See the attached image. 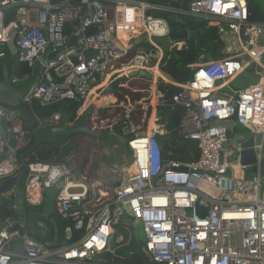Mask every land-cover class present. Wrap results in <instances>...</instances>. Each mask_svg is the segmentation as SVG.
Segmentation results:
<instances>
[{
    "label": "built area",
    "instance_id": "1",
    "mask_svg": "<svg viewBox=\"0 0 264 264\" xmlns=\"http://www.w3.org/2000/svg\"><path fill=\"white\" fill-rule=\"evenodd\" d=\"M248 3L188 0L178 11L131 0H66L60 6L0 0V60L15 34L14 59L31 72L40 68L21 103L80 102L78 111L88 110L87 127L106 134L118 129L129 138L130 152L120 166H101L93 177L76 152L60 164L20 159L32 131L15 109L0 104V182L25 172L20 201L30 208H43L45 192L62 182L54 207L65 222L64 244L56 246L7 220L0 226V264H94L111 243L126 245L124 234L155 264H264V178H246L240 161L250 135L257 162L264 158V23L249 21ZM10 10L14 19L6 23ZM158 12L178 14V24L202 19L217 28L224 45L221 59L204 63L202 55L191 65V79L176 85L171 98L172 107L184 110L176 133L198 146L197 160L188 164L165 160L155 140L171 137L161 64L167 51L181 50L189 39L186 30L188 39L170 41L163 50L155 40H169L172 27ZM72 36L76 46L68 48ZM118 79L123 96L96 94ZM60 126L54 114L35 129ZM74 159L82 171L71 165ZM131 227L137 239L129 237Z\"/></svg>",
    "mask_w": 264,
    "mask_h": 264
},
{
    "label": "trees",
    "instance_id": "2",
    "mask_svg": "<svg viewBox=\"0 0 264 264\" xmlns=\"http://www.w3.org/2000/svg\"><path fill=\"white\" fill-rule=\"evenodd\" d=\"M66 0H50V3L55 6L62 5ZM188 0H131V2H142L152 6H167L169 8L182 10L186 6ZM249 21L252 23H264V14L260 10L258 0H249L248 3ZM158 18L168 20L170 27H180L189 32V39L186 41V46L181 50L167 51L164 61L161 64L160 71L168 80L167 83L160 81L159 89L164 94V100L167 101V106L163 110L166 128L171 132L170 140L165 142L162 149L163 158L167 161L188 164L194 162L198 158V146L196 142L188 141L180 137L176 133L180 118L184 114V110L179 106L172 107L171 98L179 89L176 85L188 82L192 77L190 66L196 64L199 58L204 55H210L214 60L221 59L222 49L224 45L218 36L216 27L208 26L207 22L202 19L188 17L181 24L175 22V14L170 17L169 13L158 12ZM181 16V15H180ZM14 19V11L10 10L5 17V22H10ZM8 52V51H7ZM8 72L11 85L19 90L23 89V84L31 78V70L25 64L18 63L14 58L8 56L4 60H0V81L3 73ZM28 112L34 118L35 126L38 122L49 119L54 114H59L61 117V125L72 124L77 118V112L81 107V103L74 100H65L56 105L42 107L33 100L29 104H25ZM172 108V109H171ZM119 132L118 130H116ZM239 131L237 128L233 132ZM73 147H77L81 143L79 137L70 139ZM111 139H109L110 141ZM113 142V140H111ZM117 147L123 150L124 155L118 157L119 163L122 158H130V152L126 145H120L117 142ZM72 150L68 151L61 158L60 148L54 145L41 146L32 155L41 162L48 164L63 163ZM111 156V155H110ZM102 158L103 163L111 161V157ZM73 166L79 167L80 162L74 159ZM107 165V164H106ZM82 171V168H76ZM20 185H24V175L20 180ZM15 198L10 196L7 202H0V226L4 225L11 216V206L14 205ZM31 209L22 200L20 201V212L23 216L22 223H15L13 229L23 230L24 233L38 242H53L55 239V230L48 219H45L41 214L31 212ZM126 245L118 246L111 243L108 251L96 255L93 258L94 264H142V260L134 251L137 247L134 241L127 243V234H124Z\"/></svg>",
    "mask_w": 264,
    "mask_h": 264
},
{
    "label": "water",
    "instance_id": "3",
    "mask_svg": "<svg viewBox=\"0 0 264 264\" xmlns=\"http://www.w3.org/2000/svg\"><path fill=\"white\" fill-rule=\"evenodd\" d=\"M94 30L90 31L93 33ZM188 39V32L186 30H181L176 27H173L171 30V36L168 39H158L155 40V43L160 45L163 50L169 45L170 41L173 40H186ZM76 38L72 36L68 42V48L76 46ZM6 47H12L14 51L17 52L15 47V34H13L6 44ZM90 55V54H89ZM213 58L210 55H206L204 58V63L211 62ZM40 68L37 66L31 72V78L36 80L39 76ZM141 77L149 80L150 77L146 73H140ZM136 76L135 73L131 74V77ZM121 80H115L107 87L103 88L102 90H97L96 94L100 96L105 95H114L115 97L119 98L123 96V93L119 91L118 85L120 84ZM24 96L23 89H15L10 81L8 72H4L2 79L0 81V104L5 105L11 109H15L18 114L20 115L24 126L32 131L31 134V142L29 148L20 156V159H24L29 155L35 153V151L41 146H49L54 145L60 148L61 151V158L66 155L68 151L72 149V146L69 144L71 138L76 136H81L84 138L92 139L97 142H105L109 139H113L115 142L119 143L120 145H126V141L129 138H123L119 134L115 132L109 133H99V132H92L86 125V118L88 116V110H84L81 112L80 115L77 116L76 120L72 124L63 125L60 127H41L35 129V121L31 114L28 112L27 108L21 103ZM141 136L142 134H138ZM259 137H257L256 142L259 143ZM155 140L158 142L160 149H163V145L165 141L170 140L169 136L166 137H159L155 136ZM254 146V138L250 135L247 140L242 143V152H241V165L247 168H255L254 171H251L250 174L247 175L245 171L246 178H251L255 174H259L262 178H264V158H262L259 162H257L255 153L253 151ZM22 174H18L12 178L3 180L0 182V202H7V199L3 198L7 195H13L15 198L14 205L15 210L13 214L8 219V222L11 224L14 223H22L23 216L20 212V192L17 190V187L20 185V180ZM62 188V182L57 183L55 186H52L45 192V205L43 208H32L31 212L41 214L45 219H48L54 227L55 230V245L61 246L64 244V237H63V229L65 227V222L62 221L55 212V198L59 190ZM12 193V194H11ZM120 223L128 224L129 222L125 220H121ZM22 232H24L22 230ZM142 260V264H155L151 262L145 253L142 251L141 246H137L135 251Z\"/></svg>",
    "mask_w": 264,
    "mask_h": 264
},
{
    "label": "rangeland",
    "instance_id": "4",
    "mask_svg": "<svg viewBox=\"0 0 264 264\" xmlns=\"http://www.w3.org/2000/svg\"><path fill=\"white\" fill-rule=\"evenodd\" d=\"M258 4L260 7V10L264 14V0H258ZM249 74H250L249 72H246L243 75V78L246 77L248 79L250 76ZM32 85H33L32 80H29L23 84L24 94L27 93V91L29 90V88ZM241 85H242L241 81H237L234 83V86L236 88L240 87ZM80 114H81V112L78 111L77 116ZM76 137H79L81 139V143L79 146L73 147L72 148L73 150L70 154H75V152L78 153L77 154L78 160L85 163L84 171H86V173L88 175H90L91 177L96 175V172L98 171V169L101 166H104V167L109 168V169H112L113 166H120L119 161H118V157L119 156L122 157L124 155L123 150L120 149L119 147H117V145H115V143L112 142L111 140L96 143V142H90V141L84 140V138L81 136H76ZM70 141H69V144L71 145ZM109 154H112L110 156L111 161H107L108 163H105L107 165H104L102 158L108 156ZM79 167L83 168V166L81 164ZM254 170H255V168H247L246 169L247 175L250 174L251 171H254ZM124 175H128V174H124ZM3 198H5V197H3ZM134 232H135V228L131 227V235H129V237L133 236L135 239H137L138 235L135 234Z\"/></svg>",
    "mask_w": 264,
    "mask_h": 264
},
{
    "label": "crops",
    "instance_id": "5",
    "mask_svg": "<svg viewBox=\"0 0 264 264\" xmlns=\"http://www.w3.org/2000/svg\"><path fill=\"white\" fill-rule=\"evenodd\" d=\"M6 49H7V51H8V53H9V56H11L12 58H14L15 57V55H16V51H14V49L12 48V47H6ZM29 80H32L33 81V84H34V82H35V80H33L32 78H30ZM28 80V81H29ZM116 130H118V129H114V131L113 132H115V133H117V134H119L120 132H117ZM119 131V130H118ZM120 135V134H119ZM121 136V135H120ZM122 137V136H121ZM111 140H113V139H111ZM113 142H114V140H113ZM119 144V143H118ZM117 145V144H116ZM33 155V154H32ZM32 155H29L28 157H27V160H31V159H34V158H32ZM119 160V159H118ZM17 190L20 192V195H21V193H22V190H23V186H21V185H19L18 187H17ZM12 194V193H11ZM11 196H13V195H11ZM8 197H10V195H7V196H5V199H8Z\"/></svg>",
    "mask_w": 264,
    "mask_h": 264
}]
</instances>
